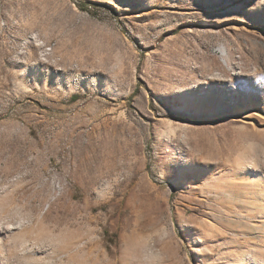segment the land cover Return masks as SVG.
<instances>
[{"label": "rangeland", "instance_id": "374dc122", "mask_svg": "<svg viewBox=\"0 0 264 264\" xmlns=\"http://www.w3.org/2000/svg\"><path fill=\"white\" fill-rule=\"evenodd\" d=\"M0 264H264V0H0Z\"/></svg>", "mask_w": 264, "mask_h": 264}, {"label": "bare ground", "instance_id": "6f19581e", "mask_svg": "<svg viewBox=\"0 0 264 264\" xmlns=\"http://www.w3.org/2000/svg\"><path fill=\"white\" fill-rule=\"evenodd\" d=\"M7 230H11V229H13V227H8V228H6ZM22 241V240H21ZM26 242V240H23L22 242H20V243H22V244H24ZM23 246V245H22ZM20 247H21V245H20ZM31 248V247H30ZM28 249V248H27Z\"/></svg>", "mask_w": 264, "mask_h": 264}, {"label": "trees", "instance_id": "16d2710c", "mask_svg": "<svg viewBox=\"0 0 264 264\" xmlns=\"http://www.w3.org/2000/svg\"><path fill=\"white\" fill-rule=\"evenodd\" d=\"M83 7H84V6H83ZM83 7H82V8H83Z\"/></svg>", "mask_w": 264, "mask_h": 264}]
</instances>
